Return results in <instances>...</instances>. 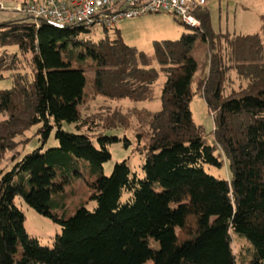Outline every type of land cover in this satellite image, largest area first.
Instances as JSON below:
<instances>
[{
  "label": "trees",
  "instance_id": "1",
  "mask_svg": "<svg viewBox=\"0 0 264 264\" xmlns=\"http://www.w3.org/2000/svg\"><path fill=\"white\" fill-rule=\"evenodd\" d=\"M195 14L200 27L155 40L149 52L118 29L110 35L104 27L95 41L93 28L27 15L0 22V46L18 47L0 53V80L12 82L0 89V264H238L232 233L249 246L246 264H264V23L261 32L232 34L214 30L207 5ZM198 40L210 53L202 94L230 180L206 171L221 161L193 120ZM27 55L30 73L21 67ZM86 68L95 73L93 92L116 101H151L164 77L160 109L145 111L143 177L126 160L104 174L120 139L81 130ZM229 70L246 83L227 95ZM65 122L78 131L63 129ZM35 125L41 146L4 171L6 153ZM53 130L58 145L44 149ZM17 198L60 225L53 247L29 235Z\"/></svg>",
  "mask_w": 264,
  "mask_h": 264
},
{
  "label": "rangeland",
  "instance_id": "2",
  "mask_svg": "<svg viewBox=\"0 0 264 264\" xmlns=\"http://www.w3.org/2000/svg\"><path fill=\"white\" fill-rule=\"evenodd\" d=\"M17 1L20 0H4L6 7L9 9L0 10V22L23 17L20 13L9 11L10 8L16 5ZM208 8L211 14L212 26L217 32H230L232 34L261 32L264 23V0H208ZM112 28L109 31L110 35H113L114 31L118 29L127 44L136 46L145 52L152 50L155 40H176L180 38L183 32L188 30L180 17L169 12H151L142 16L124 18L119 20ZM104 31L103 26H95L88 37L97 41L103 38ZM4 50L17 52L18 47L15 45L0 46V53ZM192 55L198 62V68L192 82L194 91L191 100L193 120L201 127L206 142L213 147L214 154L221 161L220 167L205 165V169L217 178L230 180L232 173L228 160L215 140L214 116L202 94V87L208 75L210 62V53L206 43L198 40ZM21 62L23 72L30 73V55L23 56ZM86 71L88 78L86 97L79 106L82 115L81 130L90 133L92 136L103 133L107 136H117L120 139L109 147L112 157L103 165L104 174L110 175L117 162L126 160L131 171L143 177L142 165L145 161L148 135L150 134L148 125L150 117L145 111L160 109V92L164 77L161 76L155 84V99L134 104L128 99L116 101L96 95L92 90L91 82L95 73L93 69L89 68H86ZM245 83V81L239 79L234 70H229L223 86L224 94L228 95L232 91L240 89V86ZM11 84V79L0 80V89L10 88ZM133 107L136 109H132ZM139 109L144 111H138ZM107 119H114L118 123L116 124L117 127L113 128L111 124L107 123ZM39 127L40 125L32 126L17 138L16 147L6 153V157L2 162L1 168L4 171L10 170L24 155L41 146L42 140L40 139L41 134L38 133ZM63 129L71 132L78 131L76 125L66 122L63 123ZM57 145L58 141L55 138V130H53L43 146L46 149ZM80 186L78 185V187ZM78 199L80 198H72L68 200V203L70 201L72 204L73 200L76 203L80 202ZM16 204L25 215V227L29 235L38 238L43 246L53 247L54 238L61 231L60 225L39 214L21 198L16 199ZM232 237L233 248L238 255V264H246L249 258L248 244L234 233H232Z\"/></svg>",
  "mask_w": 264,
  "mask_h": 264
},
{
  "label": "built area",
  "instance_id": "3",
  "mask_svg": "<svg viewBox=\"0 0 264 264\" xmlns=\"http://www.w3.org/2000/svg\"><path fill=\"white\" fill-rule=\"evenodd\" d=\"M207 0H29L17 2L9 11L46 20L60 26H95L112 28L124 18L142 16L151 12H169L184 24L200 27L196 10ZM0 0V10H8Z\"/></svg>",
  "mask_w": 264,
  "mask_h": 264
},
{
  "label": "crops",
  "instance_id": "4",
  "mask_svg": "<svg viewBox=\"0 0 264 264\" xmlns=\"http://www.w3.org/2000/svg\"><path fill=\"white\" fill-rule=\"evenodd\" d=\"M4 1V0H3ZM20 1H22V0H20ZM20 1H17V2H20ZM207 6H208V0H207V4H206ZM123 100H125V99H123ZM130 101V100H129ZM132 102V101H131ZM134 103V102H133ZM135 104V103H134Z\"/></svg>",
  "mask_w": 264,
  "mask_h": 264
}]
</instances>
